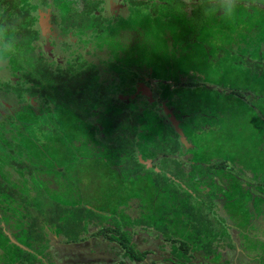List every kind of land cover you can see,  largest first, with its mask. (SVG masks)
<instances>
[{"label":"rangeland","instance_id":"1","mask_svg":"<svg viewBox=\"0 0 264 264\" xmlns=\"http://www.w3.org/2000/svg\"><path fill=\"white\" fill-rule=\"evenodd\" d=\"M95 1L103 2L18 1L37 17L35 53L53 68H89L97 76L88 93L42 85L62 101L72 94L87 119L35 93L24 77L34 70L33 52L15 29L0 33V49L8 50L0 60V179L14 189L0 191V264H65V250L72 256L86 245L87 264H181L185 260L172 245L192 239L189 233L200 240L186 252L196 264H264V70L246 65L247 59L264 62V0H238L230 17L220 6L210 8L198 27L181 0L137 6L106 0L103 12L116 20L102 32L76 33L71 24L86 13L84 2ZM6 7L0 0L1 27L8 16L19 17L14 8L3 16ZM103 93L110 102L97 100ZM130 96L135 98L127 102ZM118 98L133 114V127L121 124L123 132L112 118L123 111ZM116 132L124 146L128 133L134 134L133 155L115 138L105 140ZM131 157L165 166L168 175L156 168L158 183L150 173L134 177L126 167ZM172 174L183 182L172 181ZM184 186L209 204L198 223L209 217L211 234L192 228V206L199 203L187 202ZM41 195L85 204L108 219L83 217L80 239L66 249L55 247L67 238L58 225L31 224ZM101 226L127 231L145 257L130 258L119 240L96 234ZM72 258L71 264H85L81 256Z\"/></svg>","mask_w":264,"mask_h":264},{"label":"trees","instance_id":"2","mask_svg":"<svg viewBox=\"0 0 264 264\" xmlns=\"http://www.w3.org/2000/svg\"><path fill=\"white\" fill-rule=\"evenodd\" d=\"M3 5H6V9L3 12V16H7L9 11L14 8V12L19 15V17L10 15L7 17L5 23V26H0V33H2L3 30L10 31L12 29H15L16 37L18 41L22 42V46L25 49H29L34 54V63L35 67L34 70L30 71L28 74H25L24 77L26 78L27 82L32 83L31 88L35 93L38 92V94H41L46 100L54 101L56 104L69 108L74 111L75 114H77L81 119H87L89 117V113L85 111L84 108H79L78 103L76 100L70 98L73 96L70 94L64 101L58 99V97L51 93L48 86H42L45 82H50L52 85H56L59 89H66L69 90V85L72 87L69 90V93H73L74 95L75 90L78 88H82L86 90L85 92H91L95 89V83L97 80V76L94 74V71L89 68H83L79 70H75L72 66H69L67 68H61V67H54L53 63L50 62L43 53H35V47L33 45V42L38 38L39 36V28L36 27L37 17L36 15L30 14L28 10L23 11L18 7V1L19 0H1ZM84 1V0H83ZM103 1L101 4L105 3L106 7V0H100ZM131 5L137 6L148 3L143 0H127ZM183 1L184 5L190 6V12L193 15V21L198 26L206 19L208 16V10L210 8H218L221 6V3L223 0H199L196 4H191L189 1ZM99 1H95L90 6L88 3L84 2L83 9L86 13H80L79 17H77V21L73 22L71 25L75 28L76 33H83L84 31L96 29L98 32H102L105 25L107 23L114 22L116 20V17L112 16L111 18H108L106 14H104L103 10L105 7L101 6V4L98 3ZM80 26V27H79ZM78 27V28H77ZM65 26L64 24L60 25V29L64 30ZM18 58L20 59L19 66L23 65L22 59L23 56L21 55V51L19 50ZM257 61L254 59H247L246 65L255 72H261L264 70V62L261 64H257ZM50 85V84H49ZM194 85V84H193ZM196 85V84H195ZM42 86V87H40ZM81 93V92H79ZM76 96H80V94H77ZM106 97V99H104ZM112 100H115V96L112 97ZM130 99L127 100V102L134 100L131 96ZM99 102H107L111 101L110 97H108L107 93L101 94V97H98L97 99ZM119 101V105L123 107V111L119 113L118 115H113V122L116 124V126L119 128V132H123L122 125H126V129H129L133 127L134 123L131 119L133 114L128 113L127 109V102H122L119 98L117 99ZM127 122V123H125ZM119 132H116L113 135H109L105 138V140H113L115 138L117 145L122 148L123 151H132V155L135 153L137 143L133 141L134 134L132 132L128 133V139L125 142L126 146L123 144V139ZM116 145V146H117ZM129 166L127 164L128 169H133L132 175L136 177L139 174L142 173H150L154 177L155 183H158V176H157V169H159V173L161 174H167L168 169L165 166H148L147 163L141 162L139 159H135L134 157H131L129 160ZM168 175V174H167ZM172 181L177 182H183L181 178L177 175H169ZM163 178V176H162ZM178 178V179H177ZM33 179H35L33 177ZM184 185V184H182ZM182 187V186H181ZM186 190H182V194L186 195L188 200L187 202H198L199 204H194L192 206V228L195 229L196 234H199L201 232H204L205 234L210 233L209 227L213 229L212 227V221H210L208 215L206 214L204 216L207 217L204 222L205 224L202 226L200 223L199 218H202L203 216V206L210 207L209 204L207 205V201H204L202 199L201 195L198 192V190L195 189H187V186L183 187ZM0 191L3 192H11L14 194V189L9 185L8 183L4 182L0 179ZM177 193L178 191H173ZM205 196V195H203ZM200 197V198H199ZM36 205L35 214L32 215V226H36L37 224L42 223L41 227H44L45 224H54L58 225V227L61 228L63 234L67 237L69 241H75L79 239L80 235L83 232L82 227V218L83 217H90L93 218L94 215H98L101 218L108 219L104 213H99L95 211V209L86 206L85 204H79L75 206L67 205L64 203H61L57 201L56 199H52L50 197H46L45 195H41L40 198L37 199V201L33 204ZM88 209V210H87ZM73 210V212H71ZM176 210V207L174 208ZM183 212H187L186 209H183ZM32 213V212H31ZM168 213V212H166ZM189 213V211H188ZM67 214L64 222L61 223L63 216ZM191 214H189V217ZM218 223L221 222L224 224V220L222 218H219L216 220ZM199 224V225H198ZM226 228V227H225ZM164 231L165 235L167 233L170 234V231L172 230L170 225L166 226ZM224 229V228H223ZM226 229L223 230L226 231ZM33 230L31 229V232ZM35 233V232H34ZM98 235H104L107 238L111 240H119V242L125 247L126 254L132 259L136 260H142L145 255V252L140 251L136 248L135 244L130 242L131 237H129V233L122 228L118 227L117 229H113L109 226H101L100 229L96 232ZM6 236H11L8 232L5 234ZM41 236V234H40ZM189 236L192 237V239L189 238H182L177 239L176 241L179 242V245H172V251L176 257H183L184 263L181 264H192L188 263L190 262V258L186 257L187 251L190 250L191 246L196 245L200 242L197 235L193 236L189 233ZM205 249L208 248V244L205 245ZM211 251V250H210ZM179 264V263H178ZM194 264V263H193Z\"/></svg>","mask_w":264,"mask_h":264},{"label":"clouds","instance_id":"3","mask_svg":"<svg viewBox=\"0 0 264 264\" xmlns=\"http://www.w3.org/2000/svg\"><path fill=\"white\" fill-rule=\"evenodd\" d=\"M28 2L30 3L31 0H28ZM238 4H239L238 0H223V2L221 3L220 9L223 10L226 16L230 17L237 10ZM7 55H8V50L6 48L0 49V60H3L5 57H7Z\"/></svg>","mask_w":264,"mask_h":264},{"label":"crops","instance_id":"4","mask_svg":"<svg viewBox=\"0 0 264 264\" xmlns=\"http://www.w3.org/2000/svg\"><path fill=\"white\" fill-rule=\"evenodd\" d=\"M78 243H81V241L78 242ZM69 246H70V245H68V244H66V243H64V242H61V244L59 245V248L66 249V248H68ZM90 247H91V246L86 245V247H84V248L87 249V248H90ZM69 251H71L70 248H68L67 250H65L66 257H63V261H66L65 264L76 263V261H75L72 257L79 258L80 256H81V258H82V261L85 262V264H87V262L90 261L89 259H85V256H87V253H83V252H84L83 250H81L80 252H76V253L73 254L72 256H70V253H71V252H69ZM57 253H58V252H57ZM84 254H86V255H84ZM89 254H90L91 256L93 255V254H91V253H89ZM53 255H55V254H54V251H53ZM59 258L61 259L60 254H59ZM71 260H72L73 262H72ZM80 260H81V259H80ZM91 260H93V258H92ZM60 262H61V261H60Z\"/></svg>","mask_w":264,"mask_h":264},{"label":"flooded vegetation","instance_id":"5","mask_svg":"<svg viewBox=\"0 0 264 264\" xmlns=\"http://www.w3.org/2000/svg\"><path fill=\"white\" fill-rule=\"evenodd\" d=\"M227 230H229V228H227ZM230 230H231V229H230ZM231 232H232V231H231ZM231 232H230V233H231ZM230 233H229V234H230ZM96 234H97V233H96ZM102 236H103V237H106V236H104V235H102ZM48 238L50 239V244H52V242H51V237H48ZM64 239H65V241H67V242H64ZM64 239H63V241H62V240H61V241H56V242H55V247H58V248H59V245L61 244V242H64V243L70 245V244H72L73 242H76L77 240H79L80 238L77 239V240H75V241H68L67 238H65V237H64ZM78 242H80V241H78ZM81 242H82V241H81ZM130 242L133 243V244H135L136 248L139 249V248L137 247L136 243L132 242V239H130ZM53 244H54V243H53ZM82 250H84V247H82ZM139 250H140V249H139ZM9 256H10V255H9ZM188 263H192V264L194 263V264H196L195 261H194V260H191V259H190V262H188Z\"/></svg>","mask_w":264,"mask_h":264},{"label":"water","instance_id":"6","mask_svg":"<svg viewBox=\"0 0 264 264\" xmlns=\"http://www.w3.org/2000/svg\"><path fill=\"white\" fill-rule=\"evenodd\" d=\"M146 91V90H145ZM148 93V92H147Z\"/></svg>","mask_w":264,"mask_h":264}]
</instances>
